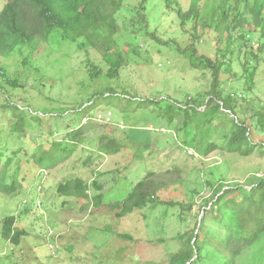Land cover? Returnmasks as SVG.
Listing matches in <instances>:
<instances>
[{"label":"rangeland","instance_id":"rangeland-1","mask_svg":"<svg viewBox=\"0 0 264 264\" xmlns=\"http://www.w3.org/2000/svg\"><path fill=\"white\" fill-rule=\"evenodd\" d=\"M5 1L0 0V10ZM148 1L144 13L154 38H136L129 32L138 0H124L116 14L120 49L130 46L134 50L128 49L115 79L103 75L91 79L89 63L103 72L108 66L98 50L89 46L82 49L74 42H43L34 50L18 47L0 58V170L9 160L6 170L20 182L15 192H0V264H167L171 254L185 242L186 238L179 237L188 236L195 222L199 227L201 209L213 196L216 182L224 180L247 187L252 176L264 175V146L243 156L219 150L203 154L197 142L190 144L194 139L223 142L231 130L229 118L233 115L218 113L206 133L201 124L196 125L203 121L200 112L211 86L210 72L193 68L176 48H186L195 41L198 29L190 23L179 27L175 14L166 9L160 14L162 0ZM178 4L186 10L190 0H178ZM199 29L200 38L195 44L198 52L212 55L214 33ZM233 70L236 76L222 74V81L230 82L227 86L232 90L242 89L245 74L235 64ZM3 73L19 86L6 82ZM254 82L247 95L248 110L264 100V59L258 61ZM106 86L120 96L101 99L90 110V122L83 125V143L75 152L54 167L36 164L33 154H40L35 151H53L52 142H59L69 129L78 126L79 103H88L92 93ZM9 99L26 113L19 139L9 129L14 122L9 110L1 107ZM148 100L154 101L146 105ZM173 104L195 105L197 112L182 131L177 130L182 116L168 122L167 109ZM29 114L41 119V124L37 126ZM99 115L110 116L109 123L97 121ZM253 131L251 138L259 143L261 133ZM100 136H106L103 141L114 137L119 150L104 154L97 147ZM189 137L194 139L186 144L184 139ZM150 171L166 182L181 179V183L169 184L159 193L175 205H150L117 217L108 205L122 199ZM72 177L87 182L91 196L95 194L93 182L101 184L102 204L94 207L90 200L82 203L58 193L57 184ZM36 200L42 201L43 208ZM36 202L42 210L35 207ZM180 204L191 205L192 210L183 209V213ZM7 216H15V227L24 232L17 245L2 236V222ZM213 220L210 213L207 228L217 236L223 235L226 227ZM235 264H264V234L241 253Z\"/></svg>","mask_w":264,"mask_h":264},{"label":"trees","instance_id":"trees-1","mask_svg":"<svg viewBox=\"0 0 264 264\" xmlns=\"http://www.w3.org/2000/svg\"><path fill=\"white\" fill-rule=\"evenodd\" d=\"M162 9L175 14L179 27L190 23L196 30L195 38H200L199 28L211 30L214 33V53L204 55L198 52L196 40L186 48L177 47L189 61L193 68L207 70L211 76V86L207 93L205 108L201 110V124L205 133L208 126L215 120L218 113L228 117L231 122V130L224 135L222 142L196 141L193 137L184 139L190 143L194 139L199 151L203 154L214 150L250 155L255 149L264 146V100L257 107L247 109L249 100L247 95L254 88L255 75L258 61L264 59V0H190L188 9L183 10L178 0H162ZM148 0H138L134 17L129 21L130 33L136 38L140 36L153 37V32L148 31L146 5ZM124 0H7L0 10V58L10 55L18 47H29L34 50L40 43L61 41L77 43L80 48L87 46L98 50L102 60L107 64L106 71L89 63V77L95 79L103 75L110 79L119 76V69L126 60V54L133 48H121L117 36L120 26L116 20L117 12L123 7ZM165 13V12H164ZM154 38V37H153ZM233 64L244 73L245 85L241 89L232 90L227 86V81H222V74L229 73L236 76ZM3 78L14 87L19 83L14 79ZM232 79V78H231ZM240 79V77H238ZM120 96L112 87L100 88L88 98V103H79L78 126L69 129L63 139L52 142L51 149L42 150L35 157V163L43 167L46 164L54 167L68 159L83 143L82 135L86 121L82 119L90 110L97 106L101 99H111ZM243 100H247L243 103ZM133 101V99H132ZM154 100H148L150 105ZM196 103V100L194 101ZM9 110L14 122L9 125L10 131L19 139L25 121V111H21L18 105L9 99L1 106ZM168 122L172 123L182 116V125L177 130L185 129L192 114L197 111L195 105L187 107L169 105ZM226 110L229 113L225 112ZM249 111V112H248ZM248 112V113H247ZM240 113L243 116H240ZM33 121L41 124V119L29 114ZM208 128V129H207ZM48 133L53 134L51 125L47 126ZM254 129L259 131L262 140L257 143L252 140ZM98 137L97 147L104 154L110 155L119 150L114 137ZM222 138V137H221ZM1 143V130H0ZM2 149V148H1ZM19 150L13 151L16 153ZM1 152V150H0ZM9 160H6V166ZM6 166L0 170V192L11 194L20 188V182L15 175H9ZM40 167V168H41ZM43 169V168H41ZM256 175V174H255ZM252 176L248 180L247 187L235 182H216V190L210 199L205 200L201 209L203 213L199 227L189 232L188 236L181 235L179 239H185L183 246L171 257L167 264H235L241 253L256 243L264 234V175ZM250 178V177H249ZM181 179L166 182L159 178L156 172H147L140 178L128 193L119 200L110 203L109 209L115 212L117 217L149 207L150 205L163 204L174 206L176 202L166 201L160 197V192L169 184L181 183ZM95 194H89L90 185L80 177H72L57 184V192L67 197H74L85 203L90 200L94 207H99L104 199L103 187L93 182ZM180 209L192 210L191 205L180 204ZM209 207V208H208ZM184 213V212H183ZM215 217L214 222L226 227L223 235L217 236L206 226L208 215ZM199 215V213L197 214ZM16 217L7 216L3 219L2 236L12 244H18L23 230L15 227ZM128 238V235L118 234ZM210 248L213 251H210ZM256 263V262H253Z\"/></svg>","mask_w":264,"mask_h":264},{"label":"built area","instance_id":"built-area-1","mask_svg":"<svg viewBox=\"0 0 264 264\" xmlns=\"http://www.w3.org/2000/svg\"><path fill=\"white\" fill-rule=\"evenodd\" d=\"M104 116V117H103ZM103 116H101V115H99V116H97L95 119L97 120V121H104V123H109L108 122V120L110 119V116H107V115H103ZM107 116V117H106ZM106 117V118H105ZM90 118V116H85L83 119H82V121L83 122H86L88 119ZM39 204H40V202H38ZM38 205V204H37ZM51 246V245H50Z\"/></svg>","mask_w":264,"mask_h":264},{"label":"clouds","instance_id":"clouds-1","mask_svg":"<svg viewBox=\"0 0 264 264\" xmlns=\"http://www.w3.org/2000/svg\"><path fill=\"white\" fill-rule=\"evenodd\" d=\"M6 1H7V0H6ZM6 1H5V3H6ZM5 3H4V4H5ZM90 115H91V114H90ZM90 115H87V114H86L85 116H90ZM82 123H85V122L82 121ZM40 189H41V187H38V193L41 192ZM36 201H37V202H40L41 207L43 208L42 201H40V200H36ZM37 202H36V204H35V207H36L37 209H39V206L37 205ZM25 203H26V200L23 201V204H25ZM42 208H40L39 210H42ZM50 245H51V244H50Z\"/></svg>","mask_w":264,"mask_h":264}]
</instances>
